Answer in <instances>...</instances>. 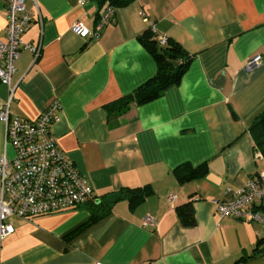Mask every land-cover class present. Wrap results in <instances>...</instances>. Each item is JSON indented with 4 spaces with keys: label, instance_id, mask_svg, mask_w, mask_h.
I'll return each mask as SVG.
<instances>
[{
    "label": "crops",
    "instance_id": "obj_1",
    "mask_svg": "<svg viewBox=\"0 0 264 264\" xmlns=\"http://www.w3.org/2000/svg\"><path fill=\"white\" fill-rule=\"evenodd\" d=\"M7 2L0 0L1 40ZM24 3L33 20L21 38L40 49L36 57L21 50L15 62L11 113L32 120L57 101L51 133L98 201L124 187L147 185L152 193L132 208L116 200L86 226L90 203L29 220L10 217L0 264H264L263 227L220 218L214 203L264 168L249 129L264 110V0H133L114 8L96 38L71 25L79 20L92 30L107 1ZM150 22L191 58L161 96L123 104L157 72L139 40ZM255 54L260 64L246 71ZM9 87L0 83V106ZM255 147L262 158L254 157ZM2 155L11 159L13 149L0 121ZM182 164L204 173L179 181L173 169ZM186 203L191 226L176 212ZM146 215L153 227L143 225Z\"/></svg>",
    "mask_w": 264,
    "mask_h": 264
},
{
    "label": "built area",
    "instance_id": "obj_2",
    "mask_svg": "<svg viewBox=\"0 0 264 264\" xmlns=\"http://www.w3.org/2000/svg\"><path fill=\"white\" fill-rule=\"evenodd\" d=\"M25 0H8L4 28L5 39H0V83L9 87L15 72V62L21 50L26 49L36 57L40 45L24 42L22 33L33 18L25 6ZM37 5V0H31ZM144 16V12L141 11ZM114 7L106 6L99 14L92 30L79 20L71 25V31L82 37H97L102 27L113 21ZM143 20L147 21L144 16ZM159 46H165L167 37L156 33L154 23L148 28ZM261 62L259 54L249 57L244 69L251 71ZM7 98L0 106V121L4 125V142L13 149V157L0 156V245L2 239L13 231L10 217L29 220L32 217L67 209H76L97 199L95 191L78 172L72 161L57 147L51 133V125L58 120L59 104L49 102L35 119L13 115L10 103L13 88H8ZM254 157L262 158L254 148ZM228 196L217 199L215 211L218 217H233L259 223L264 229V168L246 180L240 187L228 189ZM173 196L168 195L171 202ZM156 220L146 215L143 225L154 226Z\"/></svg>",
    "mask_w": 264,
    "mask_h": 264
},
{
    "label": "trees",
    "instance_id": "obj_3",
    "mask_svg": "<svg viewBox=\"0 0 264 264\" xmlns=\"http://www.w3.org/2000/svg\"><path fill=\"white\" fill-rule=\"evenodd\" d=\"M105 1H107L108 6L115 8L126 6L133 0H99V3ZM139 40L155 58L157 62V72L152 78L137 87L123 104H126L128 99L142 104L161 96L169 86L179 83L191 58L181 46L174 41L167 39L165 46H159L149 30H146L139 37ZM178 64H181V66L178 71L173 74L172 71ZM249 129L255 140V145L260 148L264 156V110L254 119ZM203 173L204 169L202 166L193 168L187 164H182L173 169V174L179 181L199 177ZM151 193L152 190L147 185L136 188L124 187L117 191L109 192L104 195L102 199H99V201L96 199L90 204L88 203L91 216L85 226L106 216L112 203L116 200L125 199L132 208ZM176 212L184 226H191L194 223L191 203L182 205V207L176 209Z\"/></svg>",
    "mask_w": 264,
    "mask_h": 264
},
{
    "label": "water",
    "instance_id": "obj_4",
    "mask_svg": "<svg viewBox=\"0 0 264 264\" xmlns=\"http://www.w3.org/2000/svg\"><path fill=\"white\" fill-rule=\"evenodd\" d=\"M180 66H181V64L176 65V66L174 67L172 73H173V74L176 73V72L178 71V69L180 68Z\"/></svg>",
    "mask_w": 264,
    "mask_h": 264
}]
</instances>
